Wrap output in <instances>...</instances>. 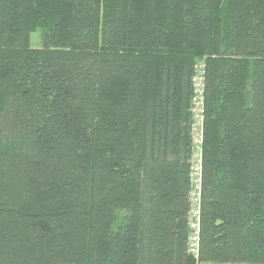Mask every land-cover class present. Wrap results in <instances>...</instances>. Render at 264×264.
<instances>
[{"label":"trees","instance_id":"1","mask_svg":"<svg viewBox=\"0 0 264 264\" xmlns=\"http://www.w3.org/2000/svg\"><path fill=\"white\" fill-rule=\"evenodd\" d=\"M0 264H264V0H0Z\"/></svg>","mask_w":264,"mask_h":264},{"label":"built area","instance_id":"2","mask_svg":"<svg viewBox=\"0 0 264 264\" xmlns=\"http://www.w3.org/2000/svg\"><path fill=\"white\" fill-rule=\"evenodd\" d=\"M204 82L203 76L195 77V95L193 97V125L192 134L194 142V153L192 158V191L191 201L192 208L190 211V228L191 235L189 240V248L191 253L198 256L200 247V201L202 191L201 179V157L203 146V130H204Z\"/></svg>","mask_w":264,"mask_h":264},{"label":"rangeland","instance_id":"3","mask_svg":"<svg viewBox=\"0 0 264 264\" xmlns=\"http://www.w3.org/2000/svg\"><path fill=\"white\" fill-rule=\"evenodd\" d=\"M31 44L32 46L39 47L42 45V33L41 29H37V31L33 32L31 35Z\"/></svg>","mask_w":264,"mask_h":264},{"label":"bare ground","instance_id":"4","mask_svg":"<svg viewBox=\"0 0 264 264\" xmlns=\"http://www.w3.org/2000/svg\"><path fill=\"white\" fill-rule=\"evenodd\" d=\"M192 182V181H191ZM190 190H192V189H190ZM190 212V211H189ZM190 214V213H189ZM190 218V217H189ZM190 226V225H189Z\"/></svg>","mask_w":264,"mask_h":264}]
</instances>
